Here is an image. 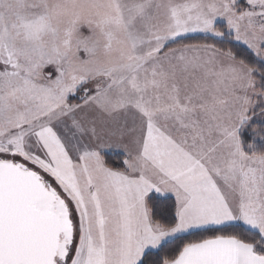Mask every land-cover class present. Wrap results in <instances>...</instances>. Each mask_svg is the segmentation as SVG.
<instances>
[{"label": "snow or ice", "instance_id": "1", "mask_svg": "<svg viewBox=\"0 0 264 264\" xmlns=\"http://www.w3.org/2000/svg\"><path fill=\"white\" fill-rule=\"evenodd\" d=\"M0 264H264V0H0Z\"/></svg>", "mask_w": 264, "mask_h": 264}, {"label": "trees", "instance_id": "2", "mask_svg": "<svg viewBox=\"0 0 264 264\" xmlns=\"http://www.w3.org/2000/svg\"><path fill=\"white\" fill-rule=\"evenodd\" d=\"M197 39H200L199 37H197ZM241 55L243 56V55H245L243 52H241Z\"/></svg>", "mask_w": 264, "mask_h": 264}]
</instances>
